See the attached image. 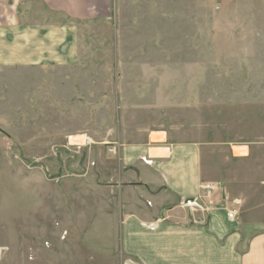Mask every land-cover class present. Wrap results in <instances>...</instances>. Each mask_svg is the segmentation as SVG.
<instances>
[{
    "label": "rangeland",
    "instance_id": "rangeland-1",
    "mask_svg": "<svg viewBox=\"0 0 264 264\" xmlns=\"http://www.w3.org/2000/svg\"><path fill=\"white\" fill-rule=\"evenodd\" d=\"M96 11L77 26L71 64L0 71V264L100 261L116 223L103 201L151 167L140 153L123 169V151L150 138L195 154L210 212L242 184L264 203V0H110ZM208 183L223 193L207 198Z\"/></svg>",
    "mask_w": 264,
    "mask_h": 264
},
{
    "label": "crops",
    "instance_id": "crops-1",
    "mask_svg": "<svg viewBox=\"0 0 264 264\" xmlns=\"http://www.w3.org/2000/svg\"><path fill=\"white\" fill-rule=\"evenodd\" d=\"M109 6L110 0H0V71L29 73L71 64L78 24L92 21L97 8L103 14ZM165 142L150 138L154 147L123 151V169L140 153L151 167L136 170L138 178L134 171L121 176L116 183L120 195L103 201L107 208L113 204L106 213L116 223L106 233L115 241L100 243L102 259L85 264H264V203L256 205L248 184H242L236 187L240 194L231 198L241 199L235 220L223 210L191 214L182 209L183 200L201 194L199 165L190 148ZM18 262L45 263L24 254Z\"/></svg>",
    "mask_w": 264,
    "mask_h": 264
},
{
    "label": "built area",
    "instance_id": "built-area-1",
    "mask_svg": "<svg viewBox=\"0 0 264 264\" xmlns=\"http://www.w3.org/2000/svg\"><path fill=\"white\" fill-rule=\"evenodd\" d=\"M148 163L151 164V162H148ZM201 189L204 191V193L206 192L207 194H209L207 198H209L211 193L216 192V191L220 192L221 194L223 193V188L218 183L204 184L201 187ZM204 196L205 195L200 194V196L197 198L183 200L180 203V207L184 210H187L191 214H196L198 212L210 214L211 212L209 211V208L205 207ZM240 204H241V199H239V198L232 199L229 201V203L226 202V204L224 206V210L227 212V218L229 220L232 221V220L236 219V217H237L236 207H238Z\"/></svg>",
    "mask_w": 264,
    "mask_h": 264
},
{
    "label": "bare ground",
    "instance_id": "bare-ground-1",
    "mask_svg": "<svg viewBox=\"0 0 264 264\" xmlns=\"http://www.w3.org/2000/svg\"><path fill=\"white\" fill-rule=\"evenodd\" d=\"M84 138H85L84 136L71 137V138L69 139V142H70L71 144H75L77 140H81V141H83Z\"/></svg>",
    "mask_w": 264,
    "mask_h": 264
}]
</instances>
